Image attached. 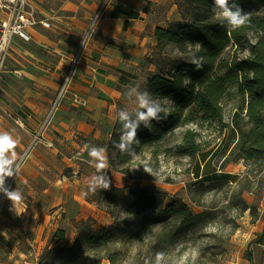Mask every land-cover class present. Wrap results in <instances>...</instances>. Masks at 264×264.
<instances>
[{"label":"crops","instance_id":"1","mask_svg":"<svg viewBox=\"0 0 264 264\" xmlns=\"http://www.w3.org/2000/svg\"><path fill=\"white\" fill-rule=\"evenodd\" d=\"M34 1L37 16L48 18L52 28L32 29L31 42L14 37L8 61L11 59L19 65L14 70L21 77L18 92L17 80L12 75L6 73L0 77V106L4 104L8 111L0 117V128L7 129L18 141L17 158L44 123L69 55L103 2ZM180 1L112 0L107 6L90 37L69 94L46 125L44 140L21 167L18 182L23 186L29 184L30 193L29 201L17 206L19 213L25 212L23 219L29 215L38 217L41 229L55 232L63 228L73 239L78 232L75 221L91 219L94 227L111 223L88 189L87 181L97 171L88 149L102 148L110 182L129 188L130 177L110 166L107 142L121 112L128 115L139 109L140 95L148 93L145 82L150 73L142 72L148 58L159 49L155 31L183 19ZM11 99L20 106L17 114L12 112ZM203 168L204 165L200 175ZM217 172H221L220 167L212 170L206 166V176ZM260 234L262 237L250 244L248 256L236 264H264V223Z\"/></svg>","mask_w":264,"mask_h":264},{"label":"trees","instance_id":"2","mask_svg":"<svg viewBox=\"0 0 264 264\" xmlns=\"http://www.w3.org/2000/svg\"><path fill=\"white\" fill-rule=\"evenodd\" d=\"M229 3L249 14L246 25L231 29L215 8L214 0H182L179 7L183 19L156 29L158 47L173 45L182 56L173 63L160 59L157 71L147 77L148 94L158 100L156 105L161 110L158 119L148 121H138L141 108L131 113L127 123L137 124L135 140L139 144H127L123 152L118 145L128 129L121 116L117 118L107 142L114 170L129 175L135 158L145 152L158 161L160 155L166 154L163 144L178 128L211 122L227 127L223 124L226 100L237 102L228 135L232 139L221 149V172L210 176L231 180L236 175L224 171L231 162L243 161L248 169L254 166L264 170V0ZM228 49H234L233 53L224 56ZM198 137V130L186 129L177 146L179 154L200 155L204 148ZM146 166L150 168L151 163ZM96 194L93 201L111 206L114 221L95 228L91 220H82L84 226L71 243L68 232L58 228L53 238L65 243L48 247L44 258L53 262L65 255L64 264H101L104 260L117 264L132 258L130 264H145L140 255L155 225L166 224L172 218L178 230H186L205 213L195 214L180 199L166 201V190L161 188L118 187L110 182L108 189L98 188ZM245 207L252 209L247 202ZM117 208L123 209L128 218L119 219L115 215ZM141 216L140 222L135 220Z\"/></svg>","mask_w":264,"mask_h":264},{"label":"rangeland","instance_id":"3","mask_svg":"<svg viewBox=\"0 0 264 264\" xmlns=\"http://www.w3.org/2000/svg\"><path fill=\"white\" fill-rule=\"evenodd\" d=\"M233 50L228 49L224 56L231 55ZM241 55L244 56V54ZM181 56L173 45H162L153 52L151 58L153 61L149 59L146 62L147 67L142 73L148 75L157 71L160 59L173 63ZM10 60H7L6 69L1 76L6 73L12 75L17 80L15 84L18 92L21 77L17 76L14 70L19 65ZM148 67L154 70L149 72ZM144 94H147L152 104L158 103V100L147 92ZM9 103L7 101V104ZM11 104L12 112L19 113L21 109L18 103L11 99ZM2 105L0 117L8 112L4 109V104ZM236 107L235 100L224 101L223 124L228 125L227 127L222 123L211 122L178 128L163 144L166 154L160 155L158 161L153 160L148 152L135 158L132 171L128 175L131 180L128 187L161 188L166 190V201L180 199L195 214L205 212L196 224L186 230H178L172 218L167 219L166 224L155 225L140 255V259L144 260L145 264H155V256L158 252L164 253L161 264H236L242 257L248 256L250 244L262 237L260 231L264 223V170H258L254 166L248 169L241 161L231 162L225 167L224 171L238 174L229 181L226 177L205 175L206 166L215 170L224 160L221 149L227 140L232 139L228 138V135L232 128V115ZM188 128L198 130V140L204 148V151L196 157L180 155L178 152L177 146ZM206 159H208L207 164ZM149 162L151 163L150 172L145 171L144 167ZM202 165L205 169L203 168L202 175H199ZM64 172L67 171L64 170ZM18 177L19 174L14 177L9 189L21 191L22 202H28L29 184L21 185ZM6 182L7 178L5 185ZM2 193L0 191V264H64L65 255L56 258L53 262L48 257L44 258L43 255L48 247L60 246L65 242L54 239L53 232L49 228L41 229L38 217L29 215L23 219L25 212L21 211L20 215L17 207L13 209L12 202ZM96 196L95 192L92 197ZM245 202L252 206V209H246ZM99 206L104 209L112 223L114 218L110 211L113 208L105 203ZM115 215L121 220L128 218L121 208L115 209ZM142 217L135 220L140 222ZM74 224L78 234L84 224L81 221H75ZM69 237L71 243L73 237L71 234ZM131 260L132 258L117 264H130ZM103 262L110 263L108 260Z\"/></svg>","mask_w":264,"mask_h":264},{"label":"built area","instance_id":"4","mask_svg":"<svg viewBox=\"0 0 264 264\" xmlns=\"http://www.w3.org/2000/svg\"><path fill=\"white\" fill-rule=\"evenodd\" d=\"M111 1L112 0H103L97 11L90 18L81 38L69 55L68 65L64 71L57 93L50 105L47 117L44 123H42L36 132L32 134L30 142L24 148L17 160L20 167L28 159L36 145L44 140L46 125L58 111L59 107L69 94L72 80L84 59V54L89 45L90 37ZM37 27L51 29L52 22L48 18L37 16V5L34 0H0V77L6 69L14 37L18 36L25 42H31L33 40L31 30ZM14 177L15 175L7 178L5 187H9ZM2 194L4 196V193Z\"/></svg>","mask_w":264,"mask_h":264},{"label":"clouds","instance_id":"5","mask_svg":"<svg viewBox=\"0 0 264 264\" xmlns=\"http://www.w3.org/2000/svg\"><path fill=\"white\" fill-rule=\"evenodd\" d=\"M214 6L219 9L220 16L227 21L231 29L235 30L246 25L250 16L248 13L235 3L230 4L229 0H214ZM199 66V63L197 62ZM141 111L137 114L138 121H148L150 119H158L157 113L161 110L158 105L152 104L147 94H141L139 97ZM121 120L125 121L124 127L128 129L124 136L121 137V143L118 145L123 152L126 150L127 144L139 141L135 140L136 127L135 123H127L128 116L126 113L121 112ZM18 141L13 138L12 134L8 131H0V191H3L5 197L12 202V208H16L23 201V194L17 189L10 190L5 187V181L8 177L17 176L20 172V164L17 162V154L15 148ZM88 155L93 162L92 166L96 168V174L92 175L87 183L90 192L95 193L98 188L108 189L110 180L107 177L106 169L108 163L103 149L100 147L91 146L88 149ZM145 171H151L147 166ZM87 194V193H86ZM164 259V253L158 252L155 256V264H161Z\"/></svg>","mask_w":264,"mask_h":264},{"label":"water","instance_id":"6","mask_svg":"<svg viewBox=\"0 0 264 264\" xmlns=\"http://www.w3.org/2000/svg\"><path fill=\"white\" fill-rule=\"evenodd\" d=\"M127 116H128V117H130V116H131V114H128Z\"/></svg>","mask_w":264,"mask_h":264}]
</instances>
